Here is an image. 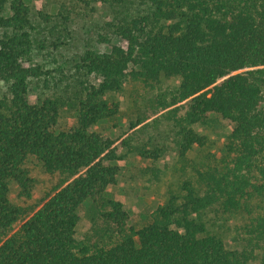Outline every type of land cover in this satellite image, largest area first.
I'll use <instances>...</instances> for the list:
<instances>
[{
  "label": "trees",
  "instance_id": "16d2710c",
  "mask_svg": "<svg viewBox=\"0 0 264 264\" xmlns=\"http://www.w3.org/2000/svg\"><path fill=\"white\" fill-rule=\"evenodd\" d=\"M85 1V0H79ZM147 11H119L108 21L106 49L86 48L77 58L82 79L66 102H32L34 38L25 0H0V264H253L264 243V212L247 225L246 245L230 249L210 232L204 213L247 208L264 196V0H147ZM180 76L175 115L180 156L207 139L195 125L220 114L233 128L222 165L198 172L199 185L182 184L142 227L129 223L110 192L120 173L125 141L96 129L119 112L112 94L127 82L153 83ZM75 121L56 130L63 105ZM178 113V112H176ZM157 159V151L144 150ZM38 161L59 181L34 204L14 203V182L27 197L34 183L27 163ZM91 228L76 237L80 208Z\"/></svg>",
  "mask_w": 264,
  "mask_h": 264
},
{
  "label": "rangeland",
  "instance_id": "374dc122",
  "mask_svg": "<svg viewBox=\"0 0 264 264\" xmlns=\"http://www.w3.org/2000/svg\"><path fill=\"white\" fill-rule=\"evenodd\" d=\"M30 8L34 48L32 66H40L39 76L30 78V99L41 101L47 97L71 100L82 76L76 69L78 56L88 47L107 48L103 37L122 43L114 37L108 21L118 12L147 11V0H25ZM180 76H162L153 83L129 81L121 92L113 93L119 103L118 114L96 126L102 134L125 141L120 147V173L110 192L121 199L129 212V223L142 227L151 213L164 204L172 194H183L186 180L199 185L198 172L222 165L224 144L233 125L220 114H211L195 129L207 139L203 147H195L186 156H180L176 144L175 115H182L176 102ZM10 83L0 81V101L10 100ZM262 106H264V90ZM75 121L74 110L63 105L56 130L67 129ZM144 150L159 153L157 159L147 158ZM34 183L27 197L16 184H11L14 203L27 207L37 202L46 191L59 181L57 175L46 173L40 163L31 159L27 163ZM264 212V196L247 201V208L225 212L221 205L208 209L203 219L210 232L218 235L230 249L246 245L247 225L251 219ZM81 219L76 237L82 239L91 228L85 216V206L80 208ZM253 264H264V243L255 251Z\"/></svg>",
  "mask_w": 264,
  "mask_h": 264
}]
</instances>
